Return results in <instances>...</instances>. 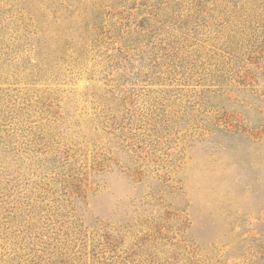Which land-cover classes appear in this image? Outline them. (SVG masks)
Segmentation results:
<instances>
[{"label": "rangeland", "instance_id": "1", "mask_svg": "<svg viewBox=\"0 0 264 264\" xmlns=\"http://www.w3.org/2000/svg\"><path fill=\"white\" fill-rule=\"evenodd\" d=\"M0 264H264V0H0Z\"/></svg>", "mask_w": 264, "mask_h": 264}]
</instances>
